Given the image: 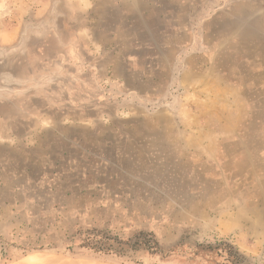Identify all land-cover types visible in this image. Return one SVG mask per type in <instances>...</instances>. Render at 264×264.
I'll use <instances>...</instances> for the list:
<instances>
[{
	"label": "rangeland",
	"instance_id": "obj_1",
	"mask_svg": "<svg viewBox=\"0 0 264 264\" xmlns=\"http://www.w3.org/2000/svg\"><path fill=\"white\" fill-rule=\"evenodd\" d=\"M39 190L95 194L62 224L264 264V0H0V264H181L21 248Z\"/></svg>",
	"mask_w": 264,
	"mask_h": 264
},
{
	"label": "trees",
	"instance_id": "obj_2",
	"mask_svg": "<svg viewBox=\"0 0 264 264\" xmlns=\"http://www.w3.org/2000/svg\"><path fill=\"white\" fill-rule=\"evenodd\" d=\"M112 179H114L112 177ZM89 179L86 182H91ZM79 182H84L81 178ZM40 191V190H39ZM32 192L28 204L27 217L36 220L29 223L16 242L21 248H58L62 244L67 250L74 247L103 255L134 258L135 256L158 257L162 261H177L181 264H238L243 257L233 247L223 241L215 244L197 245L181 240L164 247L151 232L139 230L128 238H122L110 231L95 227L83 229L78 223L62 224L59 209L68 206L84 207L85 201L96 197L93 193L81 191ZM31 194V195H32ZM94 201V200H93ZM56 210V218L46 217L43 211L50 207ZM51 220L42 224L41 220Z\"/></svg>",
	"mask_w": 264,
	"mask_h": 264
}]
</instances>
